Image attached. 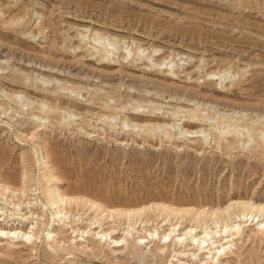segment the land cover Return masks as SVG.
<instances>
[{
	"label": "rangeland",
	"instance_id": "374dc122",
	"mask_svg": "<svg viewBox=\"0 0 264 264\" xmlns=\"http://www.w3.org/2000/svg\"><path fill=\"white\" fill-rule=\"evenodd\" d=\"M0 67V264H264V0H0ZM166 207L240 226L206 262Z\"/></svg>",
	"mask_w": 264,
	"mask_h": 264
},
{
	"label": "bare ground",
	"instance_id": "6f19581e",
	"mask_svg": "<svg viewBox=\"0 0 264 264\" xmlns=\"http://www.w3.org/2000/svg\"><path fill=\"white\" fill-rule=\"evenodd\" d=\"M35 14H36V11H35ZM106 40H107V46H108L107 51H108V53H110L112 47H111L110 41L107 37L103 40V44L105 43ZM112 58H113V56H112ZM0 69H3V68L0 67ZM208 75H210V74H208ZM101 77H103V76H101ZM44 80L46 81L47 79H44ZM55 80L57 81V79H55ZM136 125H138V124H136ZM186 132L187 133H193V132L197 133V131H192L190 129L186 130ZM66 201H67V198L59 192L52 195L51 204L54 205L55 208H57V209L55 211H52L49 213V219L47 220V225H46L45 229L42 231V234L45 236V239L47 241L54 242L52 232H51L52 228H50V227L56 220L60 219V214H61L60 205L64 204ZM245 203H248V202H243L242 205L239 206L240 209L237 210V212L234 211L235 220L236 221L237 220L240 221L241 219L242 220L243 219H246V220L249 219L250 220L251 218H252L251 220H253L256 218L255 223L257 224V226L259 228H263L264 227V221H262V219L261 220L259 219L260 216L262 215V213H260V210H258L257 213L255 215H253L252 211H249L247 209V207L245 206ZM43 206L45 207L46 203H43ZM146 208L150 209L151 207L150 206H146V207L143 206L140 208H131V209L115 208L114 210H111L110 215L108 214V216H106L105 218L113 217V216L120 218V217L124 216V219L125 218L128 220L134 219L135 220L134 224H136L137 220H139L141 218L142 214L144 212H147ZM156 208H158V207H156ZM166 208L168 210H170V212H173V213H181L185 210L184 211L185 214L186 213L192 214L194 222H192V224L188 225L187 227L185 226L183 228V231H180V232L178 231V228L181 226L180 221L173 223L169 231L164 230L162 232V237L160 240L163 241L164 244L166 245L167 243H165V242H167V240L169 239L170 234L172 232H175V230H177L178 234H176L174 242L179 243V240H180L183 243V241L185 239H189V244L192 245L193 247H195V250H197L198 253L207 251L206 253H208L209 255L206 256V258H208L206 262H216L217 259L219 258V256L221 254L225 253V251L230 248L229 242H231L233 240V238L231 236L235 235V233H236L235 230H237V228L240 226L239 223H231V222L229 223L228 220L231 219L229 217V215L224 219L225 223L222 226H219L217 223L218 222L217 220L219 219L220 212L217 210L208 212V211H205L203 209L200 211L194 210L193 212H191L190 210H193V209H184L182 211V210H174V209H171L169 207H166ZM96 210H98V209H96ZM156 211H158V210H156ZM99 212H101V211H99ZM181 215H182V213H181ZM203 215H206L209 218H211L213 220V222H215V225H214L215 227H213V228L209 227V226H204L203 228L199 227L198 223H195V222H198V219ZM93 223H95V221ZM98 223H99V225H101L100 222H98ZM162 225H164V224H162ZM93 227H97V226H93ZM31 228H32V226H31ZM128 228H129V226L127 225V229L123 230V233L125 236L130 233V230ZM122 229H124V228H122ZM115 230L116 229L114 227H112L110 231L100 230V231L95 232V235L99 239H101L102 237L109 236L110 233L114 232ZM144 231L148 234V236H150L152 238L153 231H147V230H144ZM30 232H31V230L26 232V231H21V230H18V231L7 230V231H5L3 229H0V236H4L7 238L19 237L21 241L28 243V244L29 243L31 244V242L33 241V235ZM99 232H101L100 235H99ZM85 234H86V232H85ZM142 238H143V236H140L138 238V242H141ZM123 240H124V237L121 238L120 240L114 239L113 242L118 243L119 241L121 242ZM56 241L57 240H55V242ZM225 243H228L229 245H227V244L225 245ZM192 255L194 256V259L197 258V254L192 253ZM198 261H200V260H198ZM200 264H204V262L201 261Z\"/></svg>",
	"mask_w": 264,
	"mask_h": 264
}]
</instances>
